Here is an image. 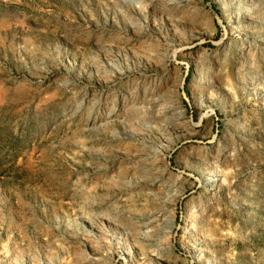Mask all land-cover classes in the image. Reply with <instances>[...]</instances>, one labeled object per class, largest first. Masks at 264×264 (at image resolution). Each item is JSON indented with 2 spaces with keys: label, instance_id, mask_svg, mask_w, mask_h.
<instances>
[{
  "label": "rangeland",
  "instance_id": "obj_1",
  "mask_svg": "<svg viewBox=\"0 0 264 264\" xmlns=\"http://www.w3.org/2000/svg\"><path fill=\"white\" fill-rule=\"evenodd\" d=\"M0 264H264V0H0Z\"/></svg>",
  "mask_w": 264,
  "mask_h": 264
},
{
  "label": "trees",
  "instance_id": "obj_2",
  "mask_svg": "<svg viewBox=\"0 0 264 264\" xmlns=\"http://www.w3.org/2000/svg\"><path fill=\"white\" fill-rule=\"evenodd\" d=\"M217 13H218V11H216ZM190 75H191V73L189 72L188 73V76H187V78H186V82H185V84H187L188 82H189V80H190Z\"/></svg>",
  "mask_w": 264,
  "mask_h": 264
}]
</instances>
